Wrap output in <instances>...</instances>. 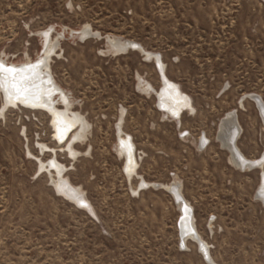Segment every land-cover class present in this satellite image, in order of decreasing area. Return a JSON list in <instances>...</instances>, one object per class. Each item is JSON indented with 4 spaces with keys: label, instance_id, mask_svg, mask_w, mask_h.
Here are the masks:
<instances>
[{
    "label": "rangeland",
    "instance_id": "1",
    "mask_svg": "<svg viewBox=\"0 0 264 264\" xmlns=\"http://www.w3.org/2000/svg\"><path fill=\"white\" fill-rule=\"evenodd\" d=\"M84 24L158 53L194 110L177 124L155 92L138 89L137 76L160 86L154 62L134 50L103 57L102 39L71 37ZM49 27L54 40L64 34L52 75L90 124L89 137L76 144L84 155L71 160L46 111L4 108L0 264H264V207L255 196L264 162L238 169L216 139L230 112L239 128L235 149L248 160L264 150V122L250 97L264 103V0H0V55L14 64L34 60L37 33ZM3 101L0 91V109ZM121 108L137 159L129 181L114 149ZM37 158L65 165L63 175L96 216L59 196ZM140 178L155 187L140 188ZM173 181L207 255L192 239L181 243L176 200L161 185Z\"/></svg>",
    "mask_w": 264,
    "mask_h": 264
},
{
    "label": "bare ground",
    "instance_id": "2",
    "mask_svg": "<svg viewBox=\"0 0 264 264\" xmlns=\"http://www.w3.org/2000/svg\"><path fill=\"white\" fill-rule=\"evenodd\" d=\"M52 32L53 28L49 27L37 33L42 39V49L34 60L27 57L24 62L14 64L8 63L5 55H0V58H3L6 65L15 66L18 69L22 68L25 75L28 77H35L34 79L18 80L13 79V77L9 74H0V81L3 82L0 84V91L4 98V104L0 109V115L3 114L5 110L4 108L8 105H17L26 109L46 111L50 115L49 122L50 127L53 128L52 135L54 139L58 141L57 143L65 141L64 145L61 146V151H66L68 158L75 160L76 158L84 155L76 149V144H82L87 141L89 137L90 124L80 113L73 110V99L69 97L68 93L62 89L60 85H58L52 75L50 67L51 57L59 54L57 49L59 46V39L64 35L63 33H58L55 35L56 38L54 40V36H51ZM70 35L73 38L77 37L80 41H85L89 38H95L97 40L102 39L104 46L100 53L103 57L123 55L128 50L139 51L145 59L152 60L154 62L160 86L155 90L151 88L149 84L143 83L142 80H140V77L137 76L138 89L140 88L139 90H142L145 93H149L151 91L152 93L155 92L158 108L167 116H171L177 124L181 123L182 116L186 112L194 110L190 97L180 90L178 84L171 81L166 76L164 65L158 53L144 50L135 41L120 39L110 34H106L103 37L101 33L92 29L89 24H84L81 29L71 31ZM22 87L28 88V92L20 96L15 95V93ZM250 97H252L255 101L260 117L264 122V103L260 97L256 95ZM122 119L123 111L121 108L118 122L116 121L117 123L115 126L117 143L114 149L116 153L125 161L124 171L129 181L133 175L137 176L136 150L130 141L129 135L124 134L122 130ZM238 134L239 128L236 122V117L229 112L225 115V117H223L219 124L216 139L220 142V145L223 148L229 151V160L236 168L248 169L255 166H261L264 162V150L259 158L255 160H248L240 154L238 149H235V141H233V138H235ZM39 146L41 151L48 149L46 145L40 144ZM52 151L54 152L57 150ZM30 157H33V155L30 154ZM38 162L39 172H42L45 169V171L49 173L51 176L49 177L52 179L51 182L54 187L53 189L56 190L59 196H63L66 201L76 203L79 205L80 209L89 210L95 215L90 203L85 198L80 187L71 185L69 179L65 177L66 175H63L66 174L63 172L67 170L65 165L59 163L55 160V158H51L47 163H44L39 159ZM138 181V186L140 188L150 186L155 187L156 185L149 184L144 180H141V178ZM161 185L163 188L168 189L176 200L180 213V222L178 224L179 226H177L181 243L186 244L187 239H192L193 242L195 241L197 243L199 251H201L202 254L207 255L208 246L202 240L195 228V219L192 215V208H190L189 203L181 193L180 183L173 181L172 183ZM255 196L259 198L264 207V171L260 172V180ZM209 262L210 264H215L212 260H209Z\"/></svg>",
    "mask_w": 264,
    "mask_h": 264
},
{
    "label": "snow or ice",
    "instance_id": "3",
    "mask_svg": "<svg viewBox=\"0 0 264 264\" xmlns=\"http://www.w3.org/2000/svg\"><path fill=\"white\" fill-rule=\"evenodd\" d=\"M9 74L13 77V79H18V80H24V79H34L35 77H28L27 75L24 74V70L22 68L18 69L15 66H8L6 65L5 61L3 58H0V74ZM19 74V75H18ZM3 82L0 81V84ZM28 88L22 87L19 91L15 93V95L20 96L28 92ZM11 94V93H10Z\"/></svg>",
    "mask_w": 264,
    "mask_h": 264
},
{
    "label": "water",
    "instance_id": "4",
    "mask_svg": "<svg viewBox=\"0 0 264 264\" xmlns=\"http://www.w3.org/2000/svg\"><path fill=\"white\" fill-rule=\"evenodd\" d=\"M145 60V58H143ZM180 222V217L178 218V221H177V225L179 224ZM179 226V225H178Z\"/></svg>",
    "mask_w": 264,
    "mask_h": 264
}]
</instances>
